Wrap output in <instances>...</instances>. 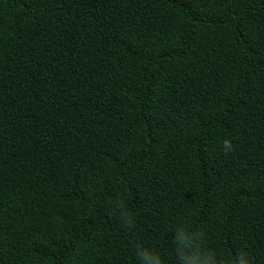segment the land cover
Returning a JSON list of instances; mask_svg holds the SVG:
<instances>
[{
    "label": "trees",
    "instance_id": "trees-1",
    "mask_svg": "<svg viewBox=\"0 0 264 264\" xmlns=\"http://www.w3.org/2000/svg\"><path fill=\"white\" fill-rule=\"evenodd\" d=\"M179 224L264 264V0H0V264H177Z\"/></svg>",
    "mask_w": 264,
    "mask_h": 264
},
{
    "label": "clouds",
    "instance_id": "clouds-1",
    "mask_svg": "<svg viewBox=\"0 0 264 264\" xmlns=\"http://www.w3.org/2000/svg\"><path fill=\"white\" fill-rule=\"evenodd\" d=\"M224 154L234 151L230 139L222 142ZM115 207L119 210L123 227L131 230L136 225V219L131 210L123 201H116ZM172 244L174 245L177 264H253L249 253L243 249L235 250L231 256H223L215 249L205 244V234L192 229L191 225L179 224L172 233ZM135 255L139 264H163L159 251L137 242L134 245Z\"/></svg>",
    "mask_w": 264,
    "mask_h": 264
}]
</instances>
